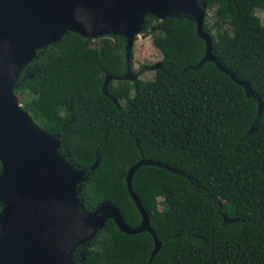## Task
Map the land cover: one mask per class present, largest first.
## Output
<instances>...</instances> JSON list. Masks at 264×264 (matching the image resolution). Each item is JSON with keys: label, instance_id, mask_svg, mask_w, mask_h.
<instances>
[{"label": "trees", "instance_id": "obj_1", "mask_svg": "<svg viewBox=\"0 0 264 264\" xmlns=\"http://www.w3.org/2000/svg\"><path fill=\"white\" fill-rule=\"evenodd\" d=\"M198 4L213 55L249 84V95L214 62L197 67L205 43L196 22L175 13L144 18L141 34L162 55L152 80L131 73L122 36L74 32L37 50L18 75L21 108L85 172L77 187L85 210L110 202L136 228L142 218L127 172L141 160L170 168L142 165L132 177L161 243L150 263L151 234L123 233L109 219L76 248L75 264H264V106L259 113L256 99L264 104V22L256 15L264 0ZM107 76L114 79L104 95Z\"/></svg>", "mask_w": 264, "mask_h": 264}, {"label": "water", "instance_id": "obj_2", "mask_svg": "<svg viewBox=\"0 0 264 264\" xmlns=\"http://www.w3.org/2000/svg\"><path fill=\"white\" fill-rule=\"evenodd\" d=\"M173 13L189 15L196 22L197 35L206 46L197 67L214 62L249 95V84L238 81L213 55L211 35L204 30L205 11L198 0H0V264H75L72 254L76 248L86 245L109 219L123 233L151 234L150 263L161 243L133 191L132 177L142 165L170 168L141 160L127 172V190L142 218L136 228L129 227L110 202L85 210L77 197L85 172L58 154L59 140L34 123L13 88L35 52L57 43L68 32L93 39L122 36L129 65L145 16L162 20ZM111 79L106 77L104 95ZM256 99L260 113L264 104Z\"/></svg>", "mask_w": 264, "mask_h": 264}, {"label": "rangeland", "instance_id": "obj_3", "mask_svg": "<svg viewBox=\"0 0 264 264\" xmlns=\"http://www.w3.org/2000/svg\"><path fill=\"white\" fill-rule=\"evenodd\" d=\"M256 15L264 22V11L257 10ZM211 16L209 19L211 20ZM162 59L161 53L152 44V37H144L141 33L137 35L132 46V70L133 75H140L141 79L152 80L154 77V67ZM18 102L24 99V95L18 93Z\"/></svg>", "mask_w": 264, "mask_h": 264}, {"label": "clouds", "instance_id": "obj_4", "mask_svg": "<svg viewBox=\"0 0 264 264\" xmlns=\"http://www.w3.org/2000/svg\"><path fill=\"white\" fill-rule=\"evenodd\" d=\"M205 11V10H204ZM205 17H206V12H205V15H204V19H205Z\"/></svg>", "mask_w": 264, "mask_h": 264}]
</instances>
